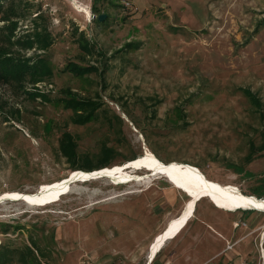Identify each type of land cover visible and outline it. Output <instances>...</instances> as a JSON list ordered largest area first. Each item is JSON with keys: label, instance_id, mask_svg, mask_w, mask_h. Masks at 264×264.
I'll return each mask as SVG.
<instances>
[{"label": "rangeland", "instance_id": "1", "mask_svg": "<svg viewBox=\"0 0 264 264\" xmlns=\"http://www.w3.org/2000/svg\"><path fill=\"white\" fill-rule=\"evenodd\" d=\"M2 1L7 16H21L17 36L45 40L27 49L0 37V48L44 57L52 76L24 86L44 95L36 98L0 81V196L36 195L71 172L86 173L71 171L60 156L58 140L65 131L81 156L103 144L113 148L107 170L151 154L166 164L192 165L242 195L259 191L264 0H95L96 10L93 0ZM70 63L97 71L77 76ZM66 91L92 101L96 120L74 124L73 112L61 103ZM103 170L44 206L1 201L0 224L10 231L0 234V242L30 246L31 237L43 252L41 264L144 263L153 236L190 200L171 178L115 185ZM208 227L226 234L230 264H264V211L223 212L207 198L161 252L178 249L182 260L185 252L201 249L205 236L199 232ZM183 238L192 243L182 247ZM228 256L214 264L228 262Z\"/></svg>", "mask_w": 264, "mask_h": 264}, {"label": "trees", "instance_id": "2", "mask_svg": "<svg viewBox=\"0 0 264 264\" xmlns=\"http://www.w3.org/2000/svg\"><path fill=\"white\" fill-rule=\"evenodd\" d=\"M94 1L95 0H93L92 3V9H95ZM4 10L3 1L0 0V23H3L0 26V37L5 40L7 44L17 42L19 45L24 44L25 48L30 49L34 42L45 40V37H39L38 35H31L32 38L30 36H17L15 33L18 24L17 20L21 16L19 13L12 10L10 15L7 16ZM93 15H95L96 18L100 16L99 13H93ZM87 52H89L88 48ZM68 69L77 76L89 75L97 71L96 68L92 66L80 67L72 63L69 64ZM51 76V68L44 57L33 59L32 57H24L14 54L9 48H0V81L4 84L17 86L25 94L34 98L44 97V95L39 92H29L25 90L24 86L26 84L34 85L38 82H42L46 78H50ZM66 93L68 95L65 99H62L61 103L65 108H68L73 112L74 117L72 118V122L74 124L84 125L96 120L98 116L97 107L92 101L78 99L70 91H66ZM245 94L255 107L259 106V101L253 94L248 91H246ZM58 151L60 156L64 158L65 162L69 164L71 171H83L89 173L111 167V163L116 154V151L113 148L103 144L100 146L97 153L81 156L77 152V143L74 136L67 131L63 132L58 140ZM135 158L136 157H132L130 160ZM260 182L261 184L258 187L259 191L250 194V196H254L258 199L264 198V176L260 179ZM8 228L9 225L0 224V234H6L10 231ZM29 244L30 246H20L18 243H13L11 241L5 243L0 242V264H41L40 258L44 257L43 252L31 237H29Z\"/></svg>", "mask_w": 264, "mask_h": 264}, {"label": "bare ground", "instance_id": "3", "mask_svg": "<svg viewBox=\"0 0 264 264\" xmlns=\"http://www.w3.org/2000/svg\"><path fill=\"white\" fill-rule=\"evenodd\" d=\"M83 11H85L89 19L90 12L86 9H83ZM142 169L148 171L146 176L141 177L138 175V171ZM100 172L101 170L94 173L86 172L76 176H72L73 174L71 173L67 180L53 183L43 190H40L36 195H13L5 193L0 196V202L4 200H13L12 198H15L16 200H23L32 207L44 206L51 203L56 198L65 195L72 183L92 179L95 177V173L98 174ZM103 174L115 185H122L130 182H143L145 184L148 183L147 181L152 177H167L176 181L178 185H182L184 187L183 190L190 193V195L195 193V199L203 195V197L197 200L198 202L207 198L212 204L215 203L213 205H216V207L231 213L241 210L264 211V198L258 199L242 195L232 187L221 186L208 180L199 169L192 165L177 162L166 164L151 154H146L145 157L130 161L125 164L124 167L116 168L112 171L105 169L103 170ZM187 181H189L190 186H187ZM209 197L214 202H212ZM194 211V200L190 199V204H188L183 209L182 213L167 226L162 237L152 244V252L149 254L150 262L165 246L168 240L174 238L182 231L184 225L192 217Z\"/></svg>", "mask_w": 264, "mask_h": 264}, {"label": "crops", "instance_id": "4", "mask_svg": "<svg viewBox=\"0 0 264 264\" xmlns=\"http://www.w3.org/2000/svg\"><path fill=\"white\" fill-rule=\"evenodd\" d=\"M189 204H190V202H189ZM187 205L188 204H186V206ZM185 207H183V209ZM214 207H216V206L214 205ZM216 208L223 211V212H229V211H225L223 209H220L218 207H216ZM183 209L180 210L179 214H177L175 217H173L171 219H173V220L176 219V217H178L182 213ZM193 215H194V213H193ZM193 215H192V217H193ZM192 217L188 220V222L192 219ZM171 219H169L166 222L164 228L160 232H157V234H155L153 236L151 242L149 243V245L151 247L150 246L148 247V253L146 256V260L142 264H214V261H216L220 258H224V257H226V255L228 256V253L230 252L231 249H227V245H229V240L227 239L226 234L223 232H220L219 230L214 229L212 227H208L206 229L200 230L199 235L202 234L205 236L203 241H202V244H201V249H199L193 253L192 252H185L184 253L185 258H182V260H180V258H177L179 255L178 249H176V250L173 249L172 251L169 252V254H165V253L161 252L165 248L167 243H169V242L172 243L179 236V234L187 226V224H188V222H187L184 225L182 231L180 233H178L174 238L168 240L167 243L165 244V246L155 255L153 260L150 262L149 253L152 252L151 251L152 243L154 244V242L156 241V237L164 231L167 223ZM173 220H171V222ZM263 233H264V230H263ZM189 243H192L190 238H183L180 244L182 247H184V245L189 244ZM228 259H229L228 260L229 263L226 262V263H219V264H230V261H231L230 260V254L228 256Z\"/></svg>", "mask_w": 264, "mask_h": 264}, {"label": "water", "instance_id": "5", "mask_svg": "<svg viewBox=\"0 0 264 264\" xmlns=\"http://www.w3.org/2000/svg\"><path fill=\"white\" fill-rule=\"evenodd\" d=\"M104 18H105V16L104 15H100L97 19H98V21H103L104 20ZM187 186H190V184H189V181H187ZM176 186V185H175ZM177 187V186H176ZM179 188L180 189H184V187L182 186V185H179ZM38 192H40V191H38ZM182 193H184L185 195H186V197H188L189 198V200L191 199V200H194V208L196 207V204L198 203V199L199 198H201V197H203V195H201L200 197H197L196 199L194 198V194L193 195H190V193H187V192H185V191H181ZM206 198V197H205ZM210 198V197H209ZM210 200L212 201V199L210 198ZM212 202H214V201H212ZM213 204H215V203H213ZM216 206V205H215ZM237 208V207H236ZM235 208V209H236Z\"/></svg>", "mask_w": 264, "mask_h": 264}, {"label": "built area", "instance_id": "6", "mask_svg": "<svg viewBox=\"0 0 264 264\" xmlns=\"http://www.w3.org/2000/svg\"><path fill=\"white\" fill-rule=\"evenodd\" d=\"M125 5H128V3H126ZM232 246L231 245H227V249H231ZM244 264V263H243Z\"/></svg>", "mask_w": 264, "mask_h": 264}]
</instances>
